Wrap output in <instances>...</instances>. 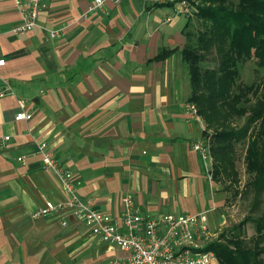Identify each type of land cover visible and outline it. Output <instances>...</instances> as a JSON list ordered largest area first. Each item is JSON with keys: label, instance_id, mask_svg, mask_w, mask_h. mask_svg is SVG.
Instances as JSON below:
<instances>
[{"label": "crops", "instance_id": "crops-1", "mask_svg": "<svg viewBox=\"0 0 264 264\" xmlns=\"http://www.w3.org/2000/svg\"><path fill=\"white\" fill-rule=\"evenodd\" d=\"M91 2L43 0L38 24L19 34L14 2L0 0V85L13 90L0 97V137L9 135L0 144V264H125V251L71 213L32 216L45 200L63 198L37 152L41 141L100 210L120 216L129 194L143 216L198 214L212 240L229 223L209 156L193 147L204 124L185 108L187 66L178 52L156 58L183 46L187 16L167 20L171 5L143 0L90 11ZM18 99L30 118H14Z\"/></svg>", "mask_w": 264, "mask_h": 264}, {"label": "trees", "instance_id": "trees-1", "mask_svg": "<svg viewBox=\"0 0 264 264\" xmlns=\"http://www.w3.org/2000/svg\"><path fill=\"white\" fill-rule=\"evenodd\" d=\"M188 1L185 43L161 48L156 58L178 52L187 66V101L209 138L212 181L239 185L235 162L238 146H244L241 194L252 193L247 215L222 228L205 248L220 264H264V0ZM250 222L253 233L247 235Z\"/></svg>", "mask_w": 264, "mask_h": 264}, {"label": "built area", "instance_id": "built-area-1", "mask_svg": "<svg viewBox=\"0 0 264 264\" xmlns=\"http://www.w3.org/2000/svg\"><path fill=\"white\" fill-rule=\"evenodd\" d=\"M19 12V20L13 26L15 33H24L38 24V16L44 10L43 0H12ZM107 1L118 3L121 0H92L89 10L102 8ZM152 5H171L172 15L167 20L191 12L188 0H143ZM51 36L59 33L58 29L49 31ZM5 62L0 58V65ZM13 93L8 85H0V97ZM19 109L15 119H28L32 111L28 110L23 99H18ZM187 111L197 119L199 115L193 103H185ZM9 140V135L0 137L3 146ZM194 149L203 157L209 155L208 138L202 137L193 144ZM37 152L41 156L43 167L56 178L63 198L53 201L47 199L32 213L33 217L48 216L56 213H71L82 222L87 231L109 244L116 245L126 252L125 264H212L216 254L206 249L207 243L215 235L209 223L198 214L179 212L164 213L158 216H143L136 210L131 195L122 196V211L120 216L100 210L92 203L83 200L78 194L80 180L75 178L72 170L64 167L56 158L53 149L44 141L38 142ZM18 161L25 162V156H18ZM65 224V221H63Z\"/></svg>", "mask_w": 264, "mask_h": 264}, {"label": "rangeland", "instance_id": "rangeland-1", "mask_svg": "<svg viewBox=\"0 0 264 264\" xmlns=\"http://www.w3.org/2000/svg\"><path fill=\"white\" fill-rule=\"evenodd\" d=\"M181 20H184V16L181 17ZM199 119L202 120L200 116H199ZM243 155H244V146H238L237 157H236V162H235V165L238 171V177H239L238 186L232 185L229 188H224L225 184L223 182H221L220 180L218 181L214 180L215 181L214 183H216L219 187L220 195L223 193L226 195V197L225 196L224 197L226 198V204L228 206V209H225L228 214V220H229L228 224L236 223L240 219H242L244 216H246L247 213L249 212V208L251 205L252 193L248 195L241 194V189L242 190L244 189L243 185L247 178V174L245 172L244 161H243ZM208 156H209L208 158L211 161L210 168H209V173H210V178H211L212 172H213V166H212L213 158H212L211 152H209ZM235 189H238L239 193L234 196L233 192ZM245 227H246V234L251 235L253 233V226L251 222L247 223Z\"/></svg>", "mask_w": 264, "mask_h": 264}]
</instances>
